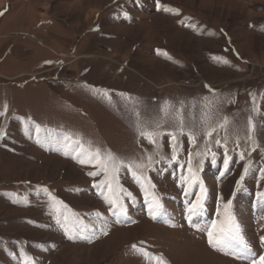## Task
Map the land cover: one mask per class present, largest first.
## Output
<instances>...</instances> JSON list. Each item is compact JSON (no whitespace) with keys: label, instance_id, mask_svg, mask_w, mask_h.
I'll return each instance as SVG.
<instances>
[{"label":"rangeland","instance_id":"rangeland-1","mask_svg":"<svg viewBox=\"0 0 264 264\" xmlns=\"http://www.w3.org/2000/svg\"><path fill=\"white\" fill-rule=\"evenodd\" d=\"M160 4L173 11L157 0H0V264H157L141 248L166 264L264 254V0ZM141 131L160 133L157 143ZM76 142L124 164L152 157L155 188L121 168L114 187L132 197L122 195L126 215L110 211L97 186L105 176L73 159ZM190 153L207 189L192 223L199 181L181 182ZM145 188L163 206L155 219ZM229 200L250 250L208 243Z\"/></svg>","mask_w":264,"mask_h":264},{"label":"snow or ice","instance_id":"snow-or-ice-1","mask_svg":"<svg viewBox=\"0 0 264 264\" xmlns=\"http://www.w3.org/2000/svg\"><path fill=\"white\" fill-rule=\"evenodd\" d=\"M157 8L163 9L164 11H173L170 8L163 7L160 4V0H157ZM0 15H3L2 12H0ZM125 16H127V13H124ZM159 51V50H158ZM227 62V61H225ZM97 91H102L104 94H107V90H101L97 89ZM253 100H255V97H253ZM169 108V102L165 101L164 106L162 107V111L165 114V117L169 115L168 112ZM5 111H7V106L5 105ZM3 112H0V115H3ZM227 118L224 119V122L219 124L217 127L226 129L227 128ZM183 121H180V127L182 130ZM161 125L157 123L156 127L159 128ZM248 127L251 131L254 130L255 125L253 124L252 118L249 117L248 119ZM43 129L40 127V125H35V133L39 135V133ZM216 132V128H210V130L207 132V135L209 137L213 136V133ZM141 136L147 137L152 143H157V141L154 139L155 136H158L160 133L157 132H146L141 131ZM71 137L65 136L64 140L69 141ZM195 139V137H193ZM226 139V138H225ZM249 139H251V135H249ZM172 140L176 141L177 137L173 134ZM216 143L219 144L220 140H216ZM66 149L68 148V145H65ZM157 147L159 148L160 145L157 144ZM71 152L73 154V159H76L81 164H93L94 167L98 168L99 171H93L89 172L88 175L90 176H97L103 174L105 176L104 180H101L97 186H101V195L103 196L104 200L109 204V210L113 212H118L121 215L127 214V206L122 201V195L126 194L128 197H132L131 192H127L126 189L123 187L119 188V192L116 191V188L114 187V182L116 181L117 175L121 168H124L127 171H131L133 177H135L139 182H141V185L146 183L151 188H155V185L151 184L150 179L145 175L146 170L151 167L152 165V157H147V162H143V160L139 163L135 161H130L127 164H124L123 162L119 161V158L116 157L113 153L110 151L105 152L102 154L101 150L99 148L95 149L94 151L89 149H85L82 144L79 142H76L73 146H71ZM177 152H178V144L174 143L172 146V159H177ZM64 155H69V151L65 150ZM197 155H204L202 153H197ZM212 158L215 160V153H212ZM244 158V154L241 153V159ZM161 159H164V157H161ZM227 159H225V165L227 166ZM200 163H203V160L200 161ZM248 168L245 166V172H247ZM261 172H264V169H261ZM189 173L190 176L188 178H181V182H187L191 181V184L197 183L199 181V177L196 175L195 172H193L191 167V153L189 154ZM244 179L243 176H241L240 181ZM240 181H237V184L240 183ZM199 187L200 192L196 196L195 200L192 202H189L188 206V216L187 219L190 223H192V217L195 215H198V213L203 209L204 206V199L207 194V189L204 187L203 182L199 181ZM104 189H107L108 194H105ZM44 192H46L51 200L53 202H57V199L55 196H52L51 193L48 192L46 188L43 189ZM145 194L151 195L152 199L149 201V214L152 216L153 219L156 218L157 214L162 210L163 206L159 202V198L155 195V193H149L148 189L145 188ZM187 194V191H186ZM258 197H264V193H257ZM58 203L63 204V201H58ZM232 201L229 200L227 203L223 205L224 212L218 213L223 218L213 221L211 229L208 230V243L212 245L213 247H228V246H235L238 248H243L246 250H250V246L248 243L244 240V237L241 235L240 232V225L236 222L235 217L231 214L230 208H231ZM64 208L67 209V205H64ZM70 218L66 215H64L62 212H60L59 209H57V215H56V223L60 224L62 227H66L67 223H69ZM73 223H79L78 220L73 221ZM104 235H107V232L103 233ZM87 239V237H84ZM261 241L264 242V236L260 237ZM91 242V241H89ZM135 248L136 246L133 245ZM139 251L147 258L149 259H156L157 264H166L165 261H163L160 257H152V254L144 250L143 248L139 249ZM251 264H264V254L260 255L258 258L253 259Z\"/></svg>","mask_w":264,"mask_h":264}]
</instances>
